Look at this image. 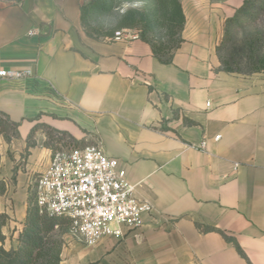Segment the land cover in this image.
Returning <instances> with one entry per match:
<instances>
[{
  "label": "crops",
  "instance_id": "0c3cea01",
  "mask_svg": "<svg viewBox=\"0 0 264 264\" xmlns=\"http://www.w3.org/2000/svg\"><path fill=\"white\" fill-rule=\"evenodd\" d=\"M84 1L0 0V69L36 75L0 77V112L19 123L9 139L0 131L5 247L18 245L30 190L51 163L44 124L100 143L154 205L122 240L63 232L60 264H264V72L229 71L218 51L244 0H181L170 63L140 37L89 36Z\"/></svg>",
  "mask_w": 264,
  "mask_h": 264
},
{
  "label": "trees",
  "instance_id": "16d2710c",
  "mask_svg": "<svg viewBox=\"0 0 264 264\" xmlns=\"http://www.w3.org/2000/svg\"><path fill=\"white\" fill-rule=\"evenodd\" d=\"M20 2L21 0H8ZM117 6V0H85L81 5V22L86 33L94 38L113 37L115 32L123 28H136L139 37L150 43L154 55L164 63L173 60L175 50L181 45L182 31L186 23V15L181 0H153L152 5L145 10H129L120 19L117 25L110 29H104L96 25L97 19L109 14ZM239 13L229 19L221 42H225L231 34V26H242L244 21L257 19L259 14L264 13V0H244L238 9ZM161 26L166 29V34L157 37L155 29ZM248 49L251 52L250 59L253 62L252 72H264V29L255 32L253 38L248 39ZM220 52V45L218 47ZM221 57V56H220ZM225 68L235 71L225 61ZM19 123L13 122L7 115L0 112V131L6 138L10 135H18ZM48 135L47 143L52 152L57 150L56 144L75 143L85 146L83 140L74 138L66 131H60L47 125H42ZM5 185L0 182V192ZM37 183L30 190L29 203L27 207L26 221L19 234V243L16 247H5V235L2 226L5 216L0 215V264H60L62 239L56 238L53 233L59 229L60 233L69 230L70 222L63 216H49L41 213L36 201ZM198 228L204 231L217 230L229 242H232L240 251L241 248L235 237L228 235L221 229L207 225L198 224Z\"/></svg>",
  "mask_w": 264,
  "mask_h": 264
},
{
  "label": "built area",
  "instance_id": "2783aa9c",
  "mask_svg": "<svg viewBox=\"0 0 264 264\" xmlns=\"http://www.w3.org/2000/svg\"><path fill=\"white\" fill-rule=\"evenodd\" d=\"M137 37V30L123 28L111 38ZM0 77L36 79L30 67L2 68ZM197 147L205 149L206 140ZM36 201L41 213L67 218L69 232L88 244L108 236L122 240L144 224V214L154 211L150 201L138 197L137 185L128 179L119 159L108 155L100 143L52 152L49 167L37 181Z\"/></svg>",
  "mask_w": 264,
  "mask_h": 264
},
{
  "label": "rangeland",
  "instance_id": "374dc122",
  "mask_svg": "<svg viewBox=\"0 0 264 264\" xmlns=\"http://www.w3.org/2000/svg\"><path fill=\"white\" fill-rule=\"evenodd\" d=\"M153 0H117V6L112 12L106 15L100 16L96 25H100L104 29H110L117 25L119 19L129 10L145 11ZM239 11H237L236 16ZM228 22V21H227ZM227 24V23H226ZM226 27V25H225ZM137 30L136 28H132ZM264 29V13L259 14L257 19H249L244 21L242 26H231V34L227 37L225 42L220 43V56L222 61L226 62L235 71L249 73L253 71V62L250 59L251 52L248 49V39L253 38L256 31ZM157 37H161L166 34V29L157 26L155 29ZM73 142L68 143L65 146H58L57 150H67L71 147H77ZM53 235L56 238H61L60 230L57 229ZM13 247L9 246L8 248Z\"/></svg>",
  "mask_w": 264,
  "mask_h": 264
}]
</instances>
